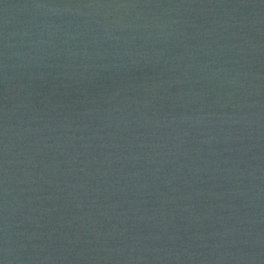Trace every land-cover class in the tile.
<instances>
[{
    "label": "water",
    "instance_id": "95a60500",
    "mask_svg": "<svg viewBox=\"0 0 264 264\" xmlns=\"http://www.w3.org/2000/svg\"><path fill=\"white\" fill-rule=\"evenodd\" d=\"M0 264H264V0H0Z\"/></svg>",
    "mask_w": 264,
    "mask_h": 264
}]
</instances>
